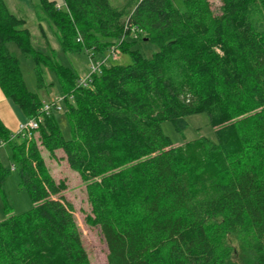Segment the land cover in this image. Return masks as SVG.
I'll return each mask as SVG.
<instances>
[{"label": "trees", "instance_id": "16d2710c", "mask_svg": "<svg viewBox=\"0 0 264 264\" xmlns=\"http://www.w3.org/2000/svg\"><path fill=\"white\" fill-rule=\"evenodd\" d=\"M63 1L57 8L38 0L35 11L56 26L64 51L91 49L97 58L115 44L130 62L112 63L118 53L78 86L74 70L35 49L25 20L0 0V90L25 118L38 113L41 99L8 43L33 59L38 87L43 66L56 76L70 138L51 113L35 132L86 181L88 220L99 227L107 264H264V0H220L219 13L209 0ZM137 41L156 49L145 56L132 48ZM197 113L215 139L174 146L161 123L182 131ZM31 137L0 118V140L32 203L8 214L3 181L11 168L0 163L8 214L0 264H90L71 204L53 197L65 186Z\"/></svg>", "mask_w": 264, "mask_h": 264}, {"label": "rangeland", "instance_id": "374dc122", "mask_svg": "<svg viewBox=\"0 0 264 264\" xmlns=\"http://www.w3.org/2000/svg\"><path fill=\"white\" fill-rule=\"evenodd\" d=\"M38 0H4L8 10L25 20L24 26L30 31V40L35 49L48 55L53 60H57L60 64L68 66L74 70L78 76H86L91 72L90 70V52L86 48L74 49L73 51H64L58 42V34L56 26L49 24V21L41 18L35 11V4ZM113 4L122 5L126 0H110ZM174 4L181 6L180 0H173ZM211 9L214 13L220 12L221 1L209 0ZM63 0H56V4L63 6ZM39 12V11H38ZM40 16V17H39ZM8 50L14 54L20 63V70L27 89L31 92L37 93L43 101H49L56 97H64L61 87L56 79L54 73L48 67L40 69L41 86L37 85V78L34 71V62L30 56H26L19 51L13 43L7 44ZM133 49H138L145 56H150L155 51L156 46L148 41H137ZM102 55L98 54L95 57L100 58ZM112 63L127 64L130 62L128 54L122 53L119 49L118 58L111 61ZM58 128L64 139H69L71 135L70 125L66 116V107L62 110H51ZM11 114V121L8 125L12 128V133H16L19 124L29 118H25L19 107L13 104L9 99L4 98L0 92V116ZM31 118V117H30ZM187 127L182 131L174 129L169 121L161 123L162 130L167 135L174 146L183 144L186 141L204 136L211 140L215 139L214 129L208 123L207 115L205 113L191 114L186 117ZM13 120V121H12ZM8 121V119H7ZM15 122V123H14ZM39 132L36 131L30 138L37 142L40 155L47 167V170L56 183H63L64 189L57 198L62 195L68 201L73 209V216L75 223L80 232L82 246L85 249L90 264H107L106 244L100 234L99 227L89 222L88 217L91 215V206L89 203L86 181H84L80 173L72 168L67 163L65 153L62 149L54 150V152L47 151L38 141ZM0 163L7 168H11L3 181V192L11 207L8 214H18L32 205L26 190L19 186L17 171L14 170L13 160L11 158V151L7 143L0 140ZM5 205L0 193V220L6 217ZM228 244L238 250V242L232 237H228ZM235 258V257H234ZM233 260V258H232Z\"/></svg>", "mask_w": 264, "mask_h": 264}, {"label": "built area", "instance_id": "2783aa9c", "mask_svg": "<svg viewBox=\"0 0 264 264\" xmlns=\"http://www.w3.org/2000/svg\"><path fill=\"white\" fill-rule=\"evenodd\" d=\"M60 6H61L60 4L59 5L56 4L57 8H60ZM79 39L80 38L78 37L77 40ZM87 51L90 52L89 60H90L91 73L89 75L87 74L86 76H79L76 82L78 86H87L89 84L91 74L94 72H99L101 66L105 64L108 59L115 58L116 55L119 53V48L115 44L111 45L106 55L101 56L100 58H94L93 57L94 53L92 52L91 49H87ZM63 108H64V97L59 96L49 101H43L39 108L38 113L35 116L27 119L26 121L21 122L19 124V128L16 133H19L26 137H31L34 134L35 130L38 128L45 114H49L51 110L59 111L62 110Z\"/></svg>", "mask_w": 264, "mask_h": 264}, {"label": "crops", "instance_id": "0c3cea01", "mask_svg": "<svg viewBox=\"0 0 264 264\" xmlns=\"http://www.w3.org/2000/svg\"><path fill=\"white\" fill-rule=\"evenodd\" d=\"M62 7H65V4L63 3V6ZM61 7V8H62ZM0 92H1V90H0ZM1 94H2V96L4 97V98H6L4 95H3V93L1 92ZM8 99V98H7ZM0 118H1V116H0ZM3 118L5 119V120H2V118H1V120H2V122L4 123V125L8 128V130H10L11 131V129H15V128H12V127H10L9 125H8V123L11 121V119H12V117H11V114H10V116L8 115V114H6V116H3ZM7 119H8V121H7ZM13 121V120H12ZM15 123V122H14Z\"/></svg>", "mask_w": 264, "mask_h": 264}]
</instances>
